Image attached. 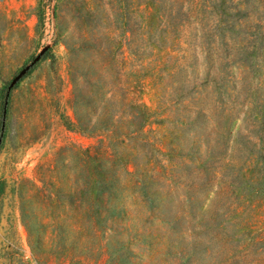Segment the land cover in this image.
<instances>
[{"label":"rangeland","instance_id":"374dc122","mask_svg":"<svg viewBox=\"0 0 264 264\" xmlns=\"http://www.w3.org/2000/svg\"><path fill=\"white\" fill-rule=\"evenodd\" d=\"M219 228L264 264V0H0V264H230Z\"/></svg>","mask_w":264,"mask_h":264},{"label":"trees","instance_id":"16d2710c","mask_svg":"<svg viewBox=\"0 0 264 264\" xmlns=\"http://www.w3.org/2000/svg\"><path fill=\"white\" fill-rule=\"evenodd\" d=\"M77 102V101H76ZM77 108V104H76ZM77 119L76 122H71L70 125L80 128L84 131H88L95 135H102L108 131L107 127H102V125H96L99 119L93 121V124L90 122V118L87 115V118L84 117L79 110L76 111ZM85 118L88 121L85 122ZM95 157V156H90ZM246 234L248 237L246 238ZM211 238L214 240V244L217 245L216 251L214 253L222 254V259H227L230 264H238L240 258L246 257L248 254L247 250L253 244H261V242L256 241L257 235L256 234H248V233H241L238 237H234V231L230 228L220 229L211 235ZM200 250L198 247H194V250L190 253V258L187 261L196 262V255L195 252ZM199 262V261H198Z\"/></svg>","mask_w":264,"mask_h":264},{"label":"water","instance_id":"95a60500","mask_svg":"<svg viewBox=\"0 0 264 264\" xmlns=\"http://www.w3.org/2000/svg\"><path fill=\"white\" fill-rule=\"evenodd\" d=\"M10 88H11V86H9V89ZM8 97H9V91L7 92L6 99H5V107H4L5 109H6V106H7V103H8Z\"/></svg>","mask_w":264,"mask_h":264}]
</instances>
